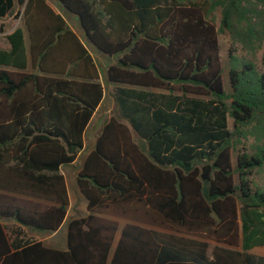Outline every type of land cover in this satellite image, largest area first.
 Here are the masks:
<instances>
[{"label": "trees", "instance_id": "obj_1", "mask_svg": "<svg viewBox=\"0 0 264 264\" xmlns=\"http://www.w3.org/2000/svg\"><path fill=\"white\" fill-rule=\"evenodd\" d=\"M16 2L28 46L18 27L0 47V264H264L247 253L264 247V187L249 179L264 165V72L254 62L264 44V0ZM14 7L0 0V19ZM217 8L231 41L229 92ZM64 13L113 60L106 81L116 85L119 118L103 124L77 173L88 214L67 223L60 250L28 238L25 228L55 233L65 222L60 168L82 151L103 99L96 65ZM130 205L189 232L212 231L230 246L240 240L243 253H233L237 263L210 259L205 244L131 224L113 247L118 225L99 214Z\"/></svg>", "mask_w": 264, "mask_h": 264}, {"label": "rangeland", "instance_id": "obj_2", "mask_svg": "<svg viewBox=\"0 0 264 264\" xmlns=\"http://www.w3.org/2000/svg\"><path fill=\"white\" fill-rule=\"evenodd\" d=\"M22 10L23 8L19 6L15 0V7L13 12L7 15L4 19H0V47L7 48L8 43L6 41V35L14 31L16 28L20 27L25 31L23 18H22ZM68 26L71 30H73L81 39L84 41V36L79 27L78 18L72 14L64 15ZM220 20H221V12L220 9L217 8L214 12L213 23L215 27L219 30L218 34V43H219V57L220 62L223 68V85L227 92L230 91L229 86V58H228V50L231 46V41L228 36V33L220 31ZM26 33V32H25ZM89 51L93 54L94 59L102 73L104 88H105V96L103 103L100 108V114L102 117L108 118L109 116L119 118V113L117 109V105L114 98V87L112 85H108L105 79V73L110 64L113 63L112 59H108L100 54H97L91 50V48L87 45ZM237 55L245 56V53L241 50V48L237 45ZM258 70L264 72V44L262 48L257 52L255 60H254ZM30 72L31 70L28 69ZM228 129L233 131V122L232 119L228 118ZM94 126L98 127L99 120L97 122L94 121ZM101 124V123H100ZM93 128V127H92ZM92 128L86 132L85 142L86 145L89 146L93 140ZM236 139V138H234ZM253 139L246 144L245 148L249 153H253V145H251ZM241 146H237L236 149L232 152V163L234 167L236 166L237 155L239 154V148ZM80 164V159L77 161L76 166ZM76 167L69 169L68 167L62 168L65 173L67 179H73V174L75 173ZM249 179L253 182L254 185L264 187V165L256 171L252 173ZM66 184L68 187V182L66 180ZM236 184L238 185V179H236ZM70 194L72 197L73 207L69 211L67 215L66 224L64 223L56 233H44V232H36L29 228H25V233L28 238L34 239L36 241L42 242L46 247L53 249L65 250V239H66V226L67 223L75 218L81 217L83 215V201L78 197L77 192L75 190V185L73 183V187L70 188ZM78 210V211H77ZM76 211L81 214V216L75 215ZM102 217L111 219L116 221L118 224L119 230H121L125 225H137L139 227L149 229L157 232L162 235L163 239L172 240V239H181L187 242H193L195 245L205 244L206 245V254L210 259H214L215 255H219L223 259H230L231 261L237 263L238 258L233 255V253H243V250L240 245V240L236 246H230L227 243L221 242V239L212 231L201 230L195 232H189L187 230H183L171 224L165 222L158 214L149 210L148 208L139 206V205H130L122 210H115L113 208L106 209L102 211ZM5 224V222H4ZM10 225V223H7ZM119 233H117L118 238ZM247 253L252 254L256 257L264 258V247H255Z\"/></svg>", "mask_w": 264, "mask_h": 264}, {"label": "crops", "instance_id": "obj_3", "mask_svg": "<svg viewBox=\"0 0 264 264\" xmlns=\"http://www.w3.org/2000/svg\"><path fill=\"white\" fill-rule=\"evenodd\" d=\"M47 3L53 8V10L56 12V13H58V11H57V9L53 6V4L50 2V1H47ZM65 14H67V13H64L63 14V16L65 15ZM64 19H65V17H64ZM65 21H66V19H65ZM66 23H67V21H66ZM68 25V24H67ZM69 27V26H68ZM79 27H80V24H79ZM70 28V27H69ZM80 30H81V32H82V34H83V31H82V29H81V27H80ZM73 31V30H72ZM26 32V33H25ZM74 32V31H73ZM75 33V32H74ZM76 34V33H75ZM24 36H25V42H26V45L28 46V37H27V31H26V29H25V31H24ZM76 36L80 39V41L82 42V44L84 45V47L88 50V52H89V54L91 55V57H92V59H93V61H94V63H95V65H96V68H97V70H98V74H99V81H100V83H101V85H102V87H103V99H102V101H101V103L99 104V106L97 107V109L95 110V112L93 113V116L91 117V119H90V121H89V123H88V125H87V127H86V129H85V131H84V134H83V149H82V151L79 153V155H78V157H77V159L75 160V162H73L72 164H70V165H68V166H63V167H61L60 168V173L63 175V177H64V180H65V185H66V189H67V194H68V200H69V205H68V208H67V215H68V213H69V211L72 209V207H73V204H72V197H71V194H70V188H72L73 187V183H74V185H75V190H76V192H77V195H78V197L83 201V208H82V212H83V215L81 216V214L80 213H78L77 211H76V213H75V215H77V216H81V217H85L87 214H88V212H87V209H86V207H87V201H86V199L83 197V195L80 193V191H79V189H78V186H77V182H76V176H77V173H78V171H79V169L81 168V166L83 165V163H84V161H85V159H86V157H87V155L90 153V151L93 149V145H94V143H95V141H96V139L98 138V136H99V133H100V131H101V128H102V126H103V124L105 123V122H107L110 118H111V116H109L108 118H105V117H102L101 116V114H100V108H101V105H102V103H103V100H104V96H105V88H104V82H103V76H102V73H101V71H100V69H99V67H98V65H97V63H96V61H95V59H94V56H93V54L89 51V49L87 48V45L91 48V50L93 51V52H95V53H97V54H100L101 56H104V57H106V58H108V59H111L110 57H108V56H105L102 52H100L93 44H91V43H89L88 42V40L85 38V36H84V34H83V36H84V41L81 39V37H79L77 34H76ZM28 69H30V67L28 68ZM28 69H27V71L26 72H29L28 71ZM31 70V69H30ZM105 79H106V73H105ZM106 83L108 84V85H112L114 88H115V86L116 85H113V84H111V83H109L108 81H106ZM118 109V108H117ZM118 111V113H119V110H117ZM99 120V125H98V127H96V126H94V121L95 122H97ZM101 123V124H100ZM93 127V128H92ZM90 128H92V132H94L93 134H92V138H93V140H92V142H91V144L89 145V146H87L86 145V142H85V135H86V132H88V130L90 129ZM131 132V136H132V138H133V140H135V141H138L137 140V138H136V134L133 132V131H130ZM80 159V164L78 165V166H76V163H77V161ZM64 167H68L69 169H72L73 167H76V169H75V173L73 174V179H67V177H66V175H65V173L63 172V170H62V168H64ZM66 180H67V182H68V187H67V184H66ZM110 209V208H109ZM67 215H66V219H65V224H66V221H67ZM99 216H102V213H100L99 214ZM81 217H78V218H81ZM76 219V218H75ZM63 223V224H64ZM118 225V224H117ZM122 230V229H121ZM121 230H119V227H118V231H117V233H119V235H120V231ZM56 232H58V231H56ZM55 232V233H56ZM116 237H117V234L115 235V240H114V244H113V247H115V245H116V243H117V240H118V238H119V236H118V238L116 239ZM65 245H66V239H65ZM252 250V249H251Z\"/></svg>", "mask_w": 264, "mask_h": 264}, {"label": "water", "instance_id": "obj_4", "mask_svg": "<svg viewBox=\"0 0 264 264\" xmlns=\"http://www.w3.org/2000/svg\"><path fill=\"white\" fill-rule=\"evenodd\" d=\"M79 21V20H78ZM82 29V28H81ZM83 31V30H82ZM83 34H84V36H85V38L87 39V37H86V35H85V33H84V31H83ZM88 40V39H87ZM89 43H91L90 41H88ZM92 44V43H91Z\"/></svg>", "mask_w": 264, "mask_h": 264}]
</instances>
